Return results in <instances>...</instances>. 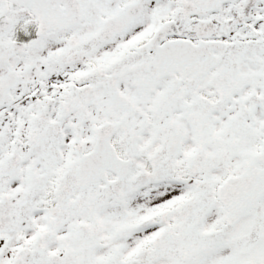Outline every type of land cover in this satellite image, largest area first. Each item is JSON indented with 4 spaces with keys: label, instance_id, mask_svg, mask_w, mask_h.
I'll use <instances>...</instances> for the list:
<instances>
[{
    "label": "snow or ice",
    "instance_id": "1",
    "mask_svg": "<svg viewBox=\"0 0 264 264\" xmlns=\"http://www.w3.org/2000/svg\"><path fill=\"white\" fill-rule=\"evenodd\" d=\"M0 264H264V0H0Z\"/></svg>",
    "mask_w": 264,
    "mask_h": 264
}]
</instances>
